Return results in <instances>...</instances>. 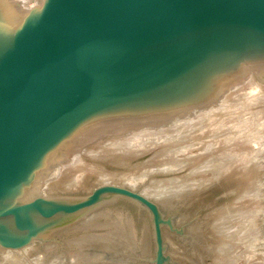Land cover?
<instances>
[{"label":"water","instance_id":"95a60500","mask_svg":"<svg viewBox=\"0 0 264 264\" xmlns=\"http://www.w3.org/2000/svg\"><path fill=\"white\" fill-rule=\"evenodd\" d=\"M248 77L264 86V0L0 8V255L51 242L122 199L150 216L152 264H169L162 228L182 229L140 192L98 184L46 196L42 186L79 148L217 105Z\"/></svg>","mask_w":264,"mask_h":264},{"label":"rangeland","instance_id":"374dc122","mask_svg":"<svg viewBox=\"0 0 264 264\" xmlns=\"http://www.w3.org/2000/svg\"><path fill=\"white\" fill-rule=\"evenodd\" d=\"M10 1H13V0H10ZM33 3L34 1L29 0V2L27 3L28 5H26V9L29 7L38 5L36 2H35L36 4L34 3L35 5ZM14 5H16L15 7L17 8V11L21 15H23L26 9L19 8L20 9L19 10L18 9L19 6H17L15 2L12 3V6ZM260 86L262 88L261 91H262V96H263L264 86L262 84H260ZM231 91L232 89L229 90L230 93ZM241 91H238L237 93L236 92L231 93L229 94V96H227V97L231 96L229 98L230 103H236L235 102L237 100L236 97L240 95L239 92L243 93L244 90L242 92ZM246 105L247 104L244 103L240 105L237 109L235 108L231 110L232 115H233L231 117L233 118H230V119H232L233 121L230 122L231 120L229 119L228 121L225 122L227 126L230 125L229 127L232 126L231 123H234L232 127L238 126V128L236 129V131L238 130L236 132L238 136L236 137V139L234 138V141H233V142L236 141V143L234 144L232 143L233 147L232 149H230L231 152L228 153L230 155L228 156L226 154V156L234 158V162L231 165V167L233 165L234 167H232V170L229 173L223 176L221 175L219 179L215 178L214 179L215 181L213 180V183H211L208 187L203 188L202 191L200 190L201 192L197 191L198 193L192 195L189 198L178 199L176 197L174 204L167 203L169 200L166 197L168 196L166 197L160 196V197L154 198L153 196L154 194L150 196L148 195V197L155 200V202H157L160 205L164 216H166L164 218L165 219L167 217L173 218V222H174V226L176 230L182 229V235H180L176 233L175 231H171L166 226L162 228L163 239L166 244L167 254L169 255V258H170L169 264H226L228 262L234 263V264H264V253H263L264 248L260 249L261 244L259 245L260 242H258L259 240L256 239L258 235L254 236L255 234H259V233L260 234L262 233L261 235H263V231H261L262 229L261 227L263 225L262 215H264V212H263L264 211V203H263L264 197L259 196V193L261 190H264V162H263L264 160L262 158L264 156V150H263V146H264V102L257 101L254 104H248L249 106L251 105L250 107L248 105L247 107ZM236 118L237 120H234ZM235 123H239L240 126L238 124L235 125ZM110 137L112 136H109L108 138L106 137L107 138L106 140L111 141L113 137L112 138ZM106 140H103V141H106ZM207 141L209 140L204 141V144L208 143ZM96 144L98 145L99 142L97 143L95 141L94 143L88 144V146L87 145L84 146V148L86 147L85 150L88 148L93 149ZM235 145L237 146L236 148L234 147ZM84 148L82 147L83 150ZM198 148L199 147L197 148L194 147L190 149L189 151H187L186 154L188 155L190 154L192 158H197V157L198 158L193 160L190 163V166L186 167V169H182L181 171H177L176 173H169V174L153 173L151 174V176L146 177V179L141 183V185L137 186L139 187L138 190L141 192L142 190L146 189L149 185L152 186L151 182L153 180L160 182L163 180H168L169 178H172V177L182 176L188 173L195 166L201 165L202 162H204V160L207 158V156L203 155L199 157L202 154V151L200 150L201 148L199 149ZM78 150H80V148ZM216 150H217L216 152H214L215 150H213V153L216 154L215 155L216 157L218 156L220 157L223 155V151L220 150L219 147ZM153 154H154V151H151L149 155H145L144 157H141L138 160H132L131 163H129L128 165L137 164L138 162H142L146 158L151 157ZM179 157L182 158L184 156H179ZM84 161L86 164H89V163L95 164L97 162L96 163L97 165L100 164L99 166L102 167L103 169L106 168L105 171H108V172H117V173H126V174L133 172V170L130 167H119V166L111 164L110 162H103V163H107L105 164V167H104L103 163H100L98 160H95V159L93 160L94 162L93 161L91 162V159L88 157L85 158ZM134 173H138V172L134 171ZM83 174L85 175H83L82 177V185L80 186L78 190H76L75 193H71V194H78V195L84 196L88 194L92 188L98 185V183L96 182L95 175H90L87 172ZM76 175H79V173H76ZM203 175L204 177L206 176V178H210L211 171L208 172L205 170V173H203ZM64 179L65 178L62 177L60 180H57V181L51 180L47 185H45V187H43L44 190L42 189L43 190L42 192L46 195L65 194L59 191L58 189H56V192H55V188H58V186L62 184L61 182L65 181ZM196 179H198V177H196ZM55 185L57 187H55ZM114 185H120V184H114ZM207 205L210 208L207 209ZM103 209H102L103 211L100 210L98 212H105L106 213L105 216L106 215L107 216L95 218L94 216H96L95 214H97L98 212L94 213L93 215L80 221L79 224L81 225L79 226L78 224V226L79 228L83 226L84 227L83 229L82 228L77 229V230L70 229L71 233L74 232L73 234H70L69 230L67 231L64 230V234L62 232L57 237L49 236L47 240H50L51 242H46L44 244L35 243L37 244V246L34 244L36 247L33 245L31 246V248H27L26 250H29V253H30L29 258L27 260L32 261L34 259H37L39 260V264H51V262L55 260H56V264H58V262L59 264H62L63 261H64L63 264H67L65 262L69 260L73 264V262H75L76 260L74 256L78 252V250H80L81 248L80 240L82 239V237L83 239L85 238V236L87 238H94L96 233L100 232L101 234V233H105V231L108 232L109 230H113L116 228L119 231H125L126 234H128L127 237L129 240V247H128L129 249L127 248L125 250H117V251L113 250L111 252L108 251L109 253L106 252L105 257H104L105 261H108L109 264H152V261L154 259V240H153V234H152V223H151L149 214L145 210L140 208L139 206L131 202L122 200V199L116 200L113 204H110ZM221 210L223 211L224 210H228V211L237 210L239 211V213H242V216L243 214L246 215L245 217L242 218L243 224L244 223L246 224L251 219L253 223L248 226L249 229L248 227H245L242 224L243 225L242 233H232L231 236L234 235V237H231L232 240L227 239V237H225L223 230L221 231L223 232L224 235L211 231L213 233L212 234L208 229H210L211 226L218 224L220 219L218 220V215H216V213ZM242 210L246 212L244 213ZM114 212L117 214H115ZM250 212L251 214L249 215ZM239 213L237 214L231 213V215H239ZM211 214L213 215L215 214L216 216H212ZM109 215L111 216V218ZM206 223H207V226H206ZM92 227L94 228L93 230H92ZM99 229L100 231L98 232L97 230ZM101 229H103L102 232H101ZM257 229L258 230L260 229V230L257 231ZM80 230L81 231L83 230V232L85 233L83 234L82 232H80ZM95 230H96V233H95ZM212 230H213V227H212ZM76 231H79L80 233ZM254 231L255 233H253ZM91 232L95 234L92 235ZM73 238H76V239H73ZM225 244L228 247H225V249L222 250V247ZM66 245L67 246L69 245L67 248H69L70 250L66 248ZM37 249H40V251L38 250L39 251L38 252ZM86 249L82 250L86 254L99 251V248H97V246H94V247L89 246V248L87 250ZM66 250H69V251L74 250L75 252L73 251L74 253L72 254V252L68 253V251ZM48 251L50 253H48ZM42 252L44 255L46 252L47 254L45 256H42L41 255ZM53 252L55 255L51 254ZM3 254L5 253L1 254L0 259L2 258ZM115 254L118 256L123 255L124 257L123 256L116 257ZM62 256L64 258H62ZM48 257H51L50 258L51 260ZM60 257L62 259H59ZM125 257H128V258L125 259ZM123 259L125 260L123 261ZM24 263L29 264L27 261H25Z\"/></svg>","mask_w":264,"mask_h":264},{"label":"bare ground","instance_id":"6f19581e","mask_svg":"<svg viewBox=\"0 0 264 264\" xmlns=\"http://www.w3.org/2000/svg\"><path fill=\"white\" fill-rule=\"evenodd\" d=\"M30 1H34V3L36 2L37 4H39L41 2V0H30ZM9 2H11V3H9ZM13 2H15L17 4V6L21 7V9H23V8L26 9V5H28L27 3L29 2V0H13V1L0 0V8H2V12L4 14L9 13V14H12L14 16H17L19 14V12L17 11V8L15 7L16 5L12 6ZM231 89H232L231 93H234V92L237 93L238 91L244 90L243 93L239 92L240 95H238L236 97L237 98V100L235 101L236 103H230L229 98L231 96L230 97H227V96H229V94H231V93L228 91V94L225 95L222 98V100L220 101V103H218L217 105H214V106L209 107L207 109L198 110L190 116L182 117V118L177 119L176 121L171 122V123H169V122L163 123L160 126H156V127L153 126V127H149V128L143 127V128H139V129H136L134 131H131V132H127L124 135H116L113 137V139L111 141H107V140L103 141V142L99 141V144L95 145V147H97V148L94 147L95 149L94 148L93 149L88 148L85 150L86 147L85 148L83 147L84 148V150H83L81 147L80 150H77L74 153V155L68 161L63 163V165L60 166L59 169H57L53 173V175L50 177V179L53 181L60 180L62 177L65 178L64 179L65 181H62L61 182L62 184H60L58 186V188H55V192H56V189H58L59 191L65 193V194L75 193L76 190H78L80 188V186L82 185V177H83V175H85V174H83L85 172L89 173L90 175H95L96 176V182L98 184H111V185L120 184V186L129 188L130 190H136V191L140 192L138 190L139 187H137V186L141 185V183L146 179V177L151 176V174H153V173H156V174L157 173H159V174L176 173L177 171H181L182 169H186V167L190 166V163L193 160L197 159L198 157L192 158V156L190 154L188 155L186 153H187V151H189L190 149H192L194 147L195 148H197V147L201 148L200 150L202 151V154L199 157H201L203 155L207 156V158L204 160V162H202L201 165L195 166L188 173H186L185 175H182V176L172 177V178H169L168 180H163L160 182L153 180L151 182L152 186L149 185L146 189L142 190L140 192V194L142 196L148 198L149 200L153 201V202H155V200L148 197V195L150 196V195L154 194L153 195L154 198L160 197V196H162V197L168 196V197H166L169 200L167 203L168 204H174L176 197L178 199L189 198L192 195L198 193L197 191H200V190L202 191L203 188H206L211 183H213V180L215 178L219 179V177L221 175L223 176V175L229 173L232 170V167H234V165L231 167L232 163L234 162V158L228 157L230 155L228 153L231 152L230 149H232L233 144L236 143V141L235 142H233V141H234V138L236 139V137L238 136L236 134V132L238 131V130L236 131L238 126L237 127L234 126L235 127L234 128V127H232L234 123H231V125H232L231 127H229L230 125L227 126L225 124L226 121H228L230 118H233V117H231V116H233L231 110H233L235 108L237 109L240 105H242L244 103H246L248 105V104H254L257 101L264 102L263 101L264 95L262 96V91H261L262 88H261L260 84H258L253 79V77H248L244 82H241L240 84L236 85L235 87H233ZM244 108H246V107H244ZM250 109H252V108H250ZM236 112H237V110H236ZM230 120H231L230 122L233 121L232 119H230ZM234 120H237V118ZM238 121H240V120H238ZM236 124L239 125V123H235V125ZM244 128H245V126H244ZM206 140H209V141H207L208 143L204 144V141H206ZM218 147L220 148V150L223 151V155L220 156L221 158L219 156L216 157L215 156L216 154L213 153V150H215L214 152H216L217 151L216 149ZM234 147L236 148L237 146L235 145ZM263 150H264V146H263ZM151 151H154V154L151 157L146 158L145 160H143L142 162H138L137 164L128 165L129 163H131L132 160H138L139 158L144 157L145 155H149L151 153ZM226 154L228 156H226ZM179 156H184V157L181 158ZM224 156H226V157H224ZM87 157L91 159V162L95 159V160H98L100 163L110 162L111 164L119 166V167H130L133 170V172L128 173V174L117 173V172H108V171H105L106 168L103 169L102 167H100L99 166L100 164L97 165L96 161H95L96 162L95 164H92V163L86 164L84 159ZM262 158L264 160V156ZM237 160H238V158H237ZM105 164H107V163H103L104 167H105ZM151 164H153V165H151ZM205 170L208 172L211 171V177L210 178H206V176L204 177L203 173H205ZM134 171H137L138 173H134ZM76 173H79V175H76ZM196 177H198V179H196ZM261 183H263V182H261ZM43 187H45V186H42V189L44 190ZM53 187H52V189H53ZM55 187H57V186L55 185ZM195 189H197V190H195ZM47 190H49V189H47ZM45 191H46V189H45ZM263 192H264V190H261L259 193V196L264 197ZM42 194H44V193L42 192ZM44 195H46V194H44ZM55 195H57V194H55ZM155 203H157V202H155ZM230 212L236 213V214L239 213V211H237V210H230V211L221 210V211L217 212L216 215H218V220L219 219L220 220H219L217 225L211 226L210 229H208V230L210 232L211 231L217 232L218 234H221V235L225 234V237H227V239L232 240L231 237H234V235L231 236L232 233H242L243 225L245 227H248L249 225H251L253 223V221L251 219L246 224L245 223L243 224L242 218L245 217L246 215L243 214V216H242V213H239V215H231ZM243 212L245 213L246 211H243ZM105 214H106L105 212H98L97 214H95L96 216H94V217L95 218L106 217L107 215L105 216ZM115 214H117V213H115ZM250 214H251V212L249 213V215ZM211 215L216 216L215 214L214 215L211 214ZM117 217H119V216H117ZM110 218H111V216H110ZM121 219H122V217H121ZM78 224H76L77 226L74 225L73 227H70L67 230H69V232H70V229L77 230V229H81V228L83 229L84 228L83 226L79 228V226L81 224H79V226H78ZM206 226H207V223H206ZM87 227H89V226H87ZM118 227H120V226H118ZM212 227H213V230H212ZM89 228H91V227H89ZM261 228L263 229V226ZM93 229L94 228L92 227V230ZM108 229H109V227H108ZM248 229H249V227H248ZM262 229H261V231H263ZM102 230L103 229H101V232H102ZM221 230H223L224 234ZM259 230L257 229V231H259ZM97 231L99 232L100 229ZM76 232H79V231H76ZM80 232H82L83 234L85 233V232H83V230L82 231L80 230ZM73 233L70 232V234H73ZM95 233H96V230H95ZM253 233H255V231ZM63 234H64V232H63ZM91 234L94 235L92 232H91ZM250 234H252V233H250ZM261 234L260 233L255 234L254 236L258 235L256 237V239L259 240L258 241V242H260L259 245L261 244L260 249H263L264 248V244H263L264 243V235H261ZM127 236H128V234H126L125 231H119L118 229L115 228L113 230H109L108 232L105 231V233H101V234H100V232L96 233L94 238H87L85 236L86 239L85 238L83 239V237H82V239L80 240L81 241V245H80L81 251L78 250V252L75 254L74 258H76V260H75V262H73V264H109L108 261H105V258H104L106 252H108V251L111 252L113 250L117 251V250L127 249L129 247V240H128ZM73 239H76V238H73ZM235 242H237V241H235ZM35 245L37 246V244H35ZM93 245L97 246V248H99V251H98L99 253L97 251H96L97 253L93 251L94 253H87L86 254L84 251H82V250H85L87 246H88L87 249L89 248V246L94 247ZM68 246L66 245V248ZM225 247H228V246L226 244L223 245L222 250H224ZM28 248H31V246ZM63 248H65V247H63ZM26 249L16 251V252H9V253L7 252V253L3 254L2 258L0 259V264H26V263H24L25 261H27L29 264H39V260H37V259H34L32 261L27 260L29 258L30 253H29V250H26ZM67 249H69V248H67ZM73 249H74V247H73ZM94 249H96V248H94ZM38 250L40 251V249H37V251ZM55 250H56V248H55ZM69 250H66V251H68V253L72 252V254L75 252L74 250H72V251H69ZM211 250H212V248H211ZM32 253H34V252H32ZM48 253H50V252L48 251ZM38 254H40V253H38ZM46 254H47V252L45 253V255ZM51 254H54V252ZM41 255L45 256L43 254V252ZM115 256L117 257L118 255L115 254ZM119 256L121 257L123 255H119ZM48 258L50 259L51 257H48ZM62 258H64V257L62 256ZM62 258L60 257L59 259H62ZM112 258H114V257H112ZM126 258H128V257H125V259ZM49 259H48V261H49ZM125 259H123V261ZM117 261H119V260H117ZM63 262H62V264H63ZM65 263L72 264L71 261H69V260L66 261ZM51 264H56V260L51 262ZM58 264H59V262H58ZM226 264H234V263L228 262Z\"/></svg>","mask_w":264,"mask_h":264}]
</instances>
